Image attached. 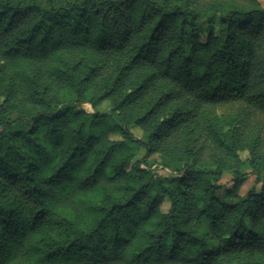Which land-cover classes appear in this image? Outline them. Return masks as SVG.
Returning <instances> with one entry per match:
<instances>
[{
    "label": "trees",
    "instance_id": "obj_1",
    "mask_svg": "<svg viewBox=\"0 0 264 264\" xmlns=\"http://www.w3.org/2000/svg\"><path fill=\"white\" fill-rule=\"evenodd\" d=\"M0 264H264L258 0H0Z\"/></svg>",
    "mask_w": 264,
    "mask_h": 264
},
{
    "label": "rangeland",
    "instance_id": "obj_2",
    "mask_svg": "<svg viewBox=\"0 0 264 264\" xmlns=\"http://www.w3.org/2000/svg\"><path fill=\"white\" fill-rule=\"evenodd\" d=\"M259 3L261 4V6L264 8V0H258ZM83 108L87 111H91V108L88 104H84ZM98 110L100 111H107L108 110V103L107 102H103L101 105H99L97 107ZM116 119L114 117H110L107 119V123L110 126H114L116 124ZM131 132L137 136V137H142V131L140 129H137L135 127H130ZM121 136L119 134V132L117 131H112L110 133V138L112 139H119ZM239 157L244 160L248 157V154L246 151H242L239 152ZM143 156V150L139 149L135 156L131 159V162L128 164V167H130V165H132V163H134V161H138L139 159H141V157ZM159 156L158 155H151L148 159H147V166L148 168L151 170V172L158 177H162V178H172L177 174V171L179 170L180 166L176 165V164H171V166L167 169H162L158 166L159 163ZM231 176L229 174H225L221 180L219 181L220 189L218 190L217 194L219 196H224L225 194H227V189L231 188L233 183L231 182ZM254 179L255 176L252 173H247V175L245 176L244 180L233 189V192H235L237 195H243L250 187L251 185H253L254 183ZM258 187V186H257ZM232 194V193H230ZM232 196V195H230ZM168 207V201L167 200H163L162 204H161V208L162 210H166V208Z\"/></svg>",
    "mask_w": 264,
    "mask_h": 264
}]
</instances>
